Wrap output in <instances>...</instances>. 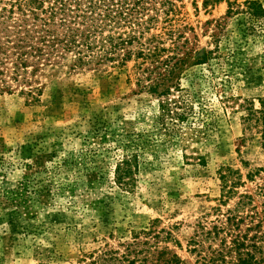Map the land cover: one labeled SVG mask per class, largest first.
I'll return each mask as SVG.
<instances>
[{
  "label": "rangeland",
  "instance_id": "obj_1",
  "mask_svg": "<svg viewBox=\"0 0 264 264\" xmlns=\"http://www.w3.org/2000/svg\"><path fill=\"white\" fill-rule=\"evenodd\" d=\"M178 6L175 52L185 63L168 102L174 112L191 108L188 123L164 118L166 98L146 86L169 67L150 61L49 75L36 103L17 87L0 95V264H84L86 255L121 250L155 219L194 262L187 249L199 226L234 206L220 201L221 172H241V193L261 182L246 175L264 165V126L246 117L249 103L259 108L264 98V21L229 17L227 0ZM132 156L135 186L125 193L115 170Z\"/></svg>",
  "mask_w": 264,
  "mask_h": 264
},
{
  "label": "trees",
  "instance_id": "obj_2",
  "mask_svg": "<svg viewBox=\"0 0 264 264\" xmlns=\"http://www.w3.org/2000/svg\"><path fill=\"white\" fill-rule=\"evenodd\" d=\"M183 0H0V95L15 88L31 103L43 95L42 81L55 74L100 71L108 66H125L133 60L150 61L155 69L167 66L168 76H160L146 86L153 94L165 97L164 118L175 117L188 123L192 110L174 112L169 95L179 87L173 77L185 63L179 58L178 28L173 22ZM228 2V16L246 14L264 21V7L247 0L234 8ZM174 41L173 56L161 60L171 48L164 37ZM211 52L198 61L204 65ZM175 61V62H173ZM173 63V64H172ZM142 64V63H141ZM171 65V66H170ZM249 103L246 120L264 126V98ZM173 115V116H172ZM163 118V119H164ZM264 148V129L260 132ZM247 167L248 162H244ZM137 157L117 165L115 185L125 193L134 190ZM221 172L223 205L235 200L225 213L219 208L215 220L201 224L188 242L194 262L183 259L176 248L182 244L171 229L161 228L155 219L150 226L133 233L122 249L105 248L86 255L84 264H264V165L250 169L249 182L260 177L256 189L240 192L242 174L227 168Z\"/></svg>",
  "mask_w": 264,
  "mask_h": 264
}]
</instances>
